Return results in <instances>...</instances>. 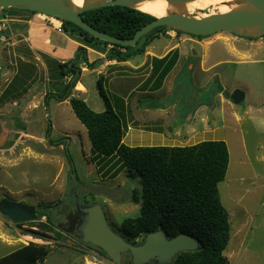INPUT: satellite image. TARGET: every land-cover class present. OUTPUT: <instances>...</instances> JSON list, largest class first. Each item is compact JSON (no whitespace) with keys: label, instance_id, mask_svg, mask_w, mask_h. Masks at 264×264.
I'll return each instance as SVG.
<instances>
[{"label":"rangeland","instance_id":"obj_1","mask_svg":"<svg viewBox=\"0 0 264 264\" xmlns=\"http://www.w3.org/2000/svg\"><path fill=\"white\" fill-rule=\"evenodd\" d=\"M210 12L208 7L192 16ZM21 15L25 12H6L5 16L1 13L0 19H18ZM8 27L26 28L10 22ZM25 36L22 33L15 40L8 37L0 43V201L9 199L25 204L35 212L36 219L17 223L0 213V258L34 243L50 250L46 260L38 264H114L64 229L69 222L66 209L71 198L75 206L78 199L84 205L99 204L111 228L122 235L123 221L141 214V178L128 169L113 178V170H103L93 161L86 127L69 101L58 102L51 96L60 88L51 77V65L44 59H51L53 66L62 61L31 50ZM159 36L152 43L157 52L161 54L168 47L179 45L189 68L177 82V88L187 93L181 102L182 111L185 109L181 116L186 121L182 120L180 126L189 124L187 119L191 117L187 114L193 116L196 111V125L202 133L199 138H205L201 142L224 141L228 146L229 169L219 185L231 224V239L224 256L229 264H264V37L252 39L218 32L200 39L177 31L162 32ZM194 64L195 69L198 64L202 70L205 66L208 71L202 74L207 75L206 79L190 70ZM18 74H29L30 79L18 88L19 92L13 91L7 97ZM102 76L107 75L90 71L83 73L81 79L87 88H83V99L96 112L97 104L103 106V112L106 109L97 87ZM125 77H117L122 79V85L128 83L123 80ZM137 77L141 83L147 76L144 73ZM104 87L112 106L123 112L119 106L121 97L113 93L107 80ZM235 90L246 94L241 105L223 96L224 92ZM77 91H81L79 86L74 88V96H78ZM179 130L175 135L181 139L184 134L185 140L176 146L184 147L188 145L187 132L183 127ZM142 240L143 237L137 238L134 243L140 244ZM128 263L131 258L125 255L122 264Z\"/></svg>","mask_w":264,"mask_h":264},{"label":"trees","instance_id":"obj_2","mask_svg":"<svg viewBox=\"0 0 264 264\" xmlns=\"http://www.w3.org/2000/svg\"><path fill=\"white\" fill-rule=\"evenodd\" d=\"M6 12L39 14L7 9L2 11V16H5ZM82 18L100 32L127 40L132 39L140 29L156 20L150 14L122 6L87 11L82 14ZM63 32L83 46L78 49L76 58L65 63L56 61L54 66L51 59H44L47 56L43 55V59L49 66L51 65L50 73L56 80V87L60 88L57 94L51 96L58 102L69 101L76 117L87 129L91 154L97 165L103 170L107 167L110 171L113 170V178L124 169H128L137 173L142 181L141 214L137 218L123 221L122 236L135 242V239L141 237L144 239L145 235L159 230L169 239L181 234L188 235L199 243V249L180 253L172 264H229L224 253L231 239L230 216L219 194V185L225 181L230 164L226 142L204 141L185 147H130L123 142L124 117L110 102L104 87L107 80L104 76L97 82L99 94L106 105L104 112H95L83 98L73 94L74 88L80 82L81 62L91 70L102 64L101 59L89 62L84 46L100 53L106 52L107 47L111 46L108 51L109 60L125 62L133 56L144 54L147 47L160 38L158 32L166 33L165 28L160 27L144 36L136 47L103 42L66 21L63 22ZM178 59V50L170 52L163 59H153L151 80L156 84L151 87L152 90H158L163 85ZM28 78L30 79L29 74L28 76L18 74L13 81L12 90L8 91L6 96L12 95L13 91L19 92L18 88L27 85ZM67 79L69 80L66 81ZM50 130L51 127L48 132ZM69 160L71 163L70 157ZM70 201L71 205L66 210L69 213L74 211L76 213L77 205L73 204L75 203L73 198ZM57 235L63 239L61 233ZM96 250L104 254L99 249ZM49 251L47 246L31 243L0 258V264H38L46 260Z\"/></svg>","mask_w":264,"mask_h":264},{"label":"water","instance_id":"obj_3","mask_svg":"<svg viewBox=\"0 0 264 264\" xmlns=\"http://www.w3.org/2000/svg\"><path fill=\"white\" fill-rule=\"evenodd\" d=\"M143 1L145 0H87L83 7L76 9L70 0H0V15L7 9L36 12L72 23L103 42L123 47H136L144 36L160 27L196 37H211L218 32H230L252 39L264 37V0H236L240 3L239 8L205 17L169 11L165 17H155V21L144 26L128 40L100 32L82 18L84 12L109 6L136 9L135 5ZM166 1L179 6L192 0ZM161 33L158 32L157 35ZM5 35L11 36L10 28L5 31ZM223 96L235 105H241L246 99L242 90L224 92ZM76 174L74 169V177ZM77 211L82 216L77 229L82 242L102 251L114 264H122L125 255H130L132 264H172L180 253L199 249V243L194 238L181 234L169 239L161 230L145 235L141 244H134L111 228L101 205L85 206L78 199ZM0 213L17 223L36 219L35 212L27 205L9 199L0 201Z\"/></svg>","mask_w":264,"mask_h":264},{"label":"crops","instance_id":"obj_4","mask_svg":"<svg viewBox=\"0 0 264 264\" xmlns=\"http://www.w3.org/2000/svg\"><path fill=\"white\" fill-rule=\"evenodd\" d=\"M8 19L10 20V23L26 27L24 28L25 30L22 28L12 30L9 27L11 29L10 39L15 40L17 36L26 33L27 36L24 37V41L28 43L31 50L36 53L42 52L48 54L62 61V63L67 62L71 58L74 59L77 55L78 49L83 46L74 39H71L66 33L54 29L39 14L30 16L25 13V15H21L18 19ZM84 47L87 49V58L89 62H94L97 58L102 60V64L98 68L90 71L96 72L99 75L100 73L107 75L105 78L107 79L109 88L115 95L121 97L119 106L123 109V112L121 113L124 117L125 124V137L123 140L125 145L130 147H146L144 145H149L150 147H175L177 144L181 143L180 140H185L183 139L185 138L184 134L181 139H178L175 135L180 131V127H183L187 132L186 137L188 145L186 146L196 145L205 139L203 137L199 138L202 133L198 132L199 129L196 125L198 112H193L194 109L191 111L194 113L193 116H191V113L187 114L191 117L187 119L189 124L185 123L180 126L182 120L186 121V119L181 116L185 111V109L184 111L181 109V102L187 93H185L184 90L177 88V82L179 81L178 77L186 75L185 72H188L189 68H187L186 58L183 59L182 54L179 51V45H172L159 54L157 48L152 46L151 43V45L147 47L146 52L140 57L133 56L125 62L109 60V50L100 53L86 46ZM175 50L179 51L177 64L167 75L163 85L158 90H152L151 87L156 84L154 80H151L153 59H163L170 52ZM243 54L246 55L245 53ZM219 64L221 63L219 62L213 67H216ZM194 66L195 64L191 65L190 70L192 72L196 70V75L200 73L206 79L207 75L202 74V72L207 73L208 71L205 66L203 70L201 69V64H198L196 69ZM80 68L82 73L80 82L77 86H79L81 91H77L76 95L83 98V95H85L83 90L86 86L81 80L82 75L83 73H89L90 71L83 62H81ZM144 73L147 76L146 79L141 83L138 82L140 77L137 76ZM118 75L122 78L126 75L123 80L128 83L122 85V79L117 78L119 77ZM192 98L193 96L191 95V99ZM84 100L87 102V99ZM97 107V109H99L97 110L98 113L103 112V106L97 104Z\"/></svg>","mask_w":264,"mask_h":264},{"label":"bare ground","instance_id":"obj_5","mask_svg":"<svg viewBox=\"0 0 264 264\" xmlns=\"http://www.w3.org/2000/svg\"><path fill=\"white\" fill-rule=\"evenodd\" d=\"M70 1L76 9H80L87 0ZM208 7L212 10L210 14L213 15L215 14V10H222L224 13H228L233 9L239 8L240 3L236 2V0H192L179 6H174L169 4L166 0H145L135 5L137 10L150 14L156 18L165 17L169 11L192 15L194 14L193 12L203 11L208 9ZM207 15L208 14H199V17H205Z\"/></svg>","mask_w":264,"mask_h":264},{"label":"built area","instance_id":"obj_6","mask_svg":"<svg viewBox=\"0 0 264 264\" xmlns=\"http://www.w3.org/2000/svg\"><path fill=\"white\" fill-rule=\"evenodd\" d=\"M43 19L54 29H56L59 32H63V22L60 19L54 18V17H49L45 15L39 14ZM8 18H3L0 19V43L6 41L8 39L7 35H5V31L9 28L8 23H9Z\"/></svg>","mask_w":264,"mask_h":264},{"label":"flooded vegetation","instance_id":"obj_7","mask_svg":"<svg viewBox=\"0 0 264 264\" xmlns=\"http://www.w3.org/2000/svg\"><path fill=\"white\" fill-rule=\"evenodd\" d=\"M165 32H166V30H165ZM82 204L84 205V203H82ZM85 206H89V205L86 204ZM90 206H92V205H90ZM81 218H82V216H81V214L77 210H76V213H74V212H72V213L67 212V219L69 220V222H67V224L65 225V228H64L73 237L79 239L80 241H82V239H81V236H80V234H79V232H78L77 229H78V227L81 224V221H82ZM127 256H129V255H127Z\"/></svg>","mask_w":264,"mask_h":264}]
</instances>
